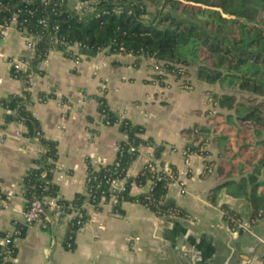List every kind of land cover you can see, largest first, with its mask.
I'll use <instances>...</instances> for the list:
<instances>
[{
	"label": "crops",
	"instance_id": "obj_1",
	"mask_svg": "<svg viewBox=\"0 0 264 264\" xmlns=\"http://www.w3.org/2000/svg\"><path fill=\"white\" fill-rule=\"evenodd\" d=\"M73 51L74 58L51 51L42 61V74L31 79L29 109L44 137L57 143L58 159L51 174V182L58 186L54 199L71 202L78 194L86 195L85 219L74 249H67L65 241L77 210L52 225L36 223L26 228L24 236L15 239L18 253L13 263L264 264V219L250 224V215L264 212L259 197L247 202L224 188L212 202L209 194L221 184L220 145L210 138L202 148L206 155L183 153L196 142V129L210 127L208 121L215 113H226L210 102L209 96L217 94L210 88L215 85L199 81L203 88L190 92V86L185 88L183 82L169 77L161 87L152 82L157 73L153 60L135 67V58L108 50L96 53L75 47ZM32 57L16 23L0 30V184L15 193L0 210V233H11L16 223H22L27 205L22 181L43 152L37 139L24 135L23 125L5 124L6 111L1 106L3 99L25 91L23 83L11 75L12 62ZM99 97L120 118L143 126V138L164 147L159 162L179 173L167 197L184 211L185 218L157 217L138 203L125 202L122 213H117L113 204L98 209L87 201L88 163L95 171L113 164L119 143L126 139L118 124H104ZM153 153L152 147L141 146L128 175L137 177ZM148 189L149 185L133 184L131 194ZM222 206L241 216L234 228L225 221Z\"/></svg>",
	"mask_w": 264,
	"mask_h": 264
},
{
	"label": "trees",
	"instance_id": "obj_2",
	"mask_svg": "<svg viewBox=\"0 0 264 264\" xmlns=\"http://www.w3.org/2000/svg\"><path fill=\"white\" fill-rule=\"evenodd\" d=\"M150 5L156 6L154 11L149 9ZM14 16L18 30L36 39L27 69H11L12 77L23 83L24 93L1 101L6 111L5 124H22L26 129L24 135L37 139L43 150L22 181L27 201L34 196L58 197V186L51 182L58 159L57 143L44 137L40 122L29 109L30 82L32 76L42 74L40 64L51 51L74 58L76 47L131 56L135 58V67L143 60H153L157 73L152 75V82L161 87L171 76L176 81L184 80L185 88L191 86L190 70L196 68L198 81L230 90L229 94H211L212 105L226 113H215L208 121L210 127L196 129L198 143L191 144L189 150L206 155L202 148L210 138L220 145L221 184L210 192L212 202L225 188L231 196L247 202L259 197L264 210V0H78L77 5L72 0H0L2 31L11 25ZM98 101L104 124H118L126 139L119 143L113 164L95 171L88 163L87 192L96 193L98 199L102 192L108 196L110 182L126 178V191L116 193L115 212L122 213V204L132 202L143 205L157 217L185 218L184 211L167 197L170 185L179 179L174 166L166 172L162 163L159 171H153L155 165L148 164L137 177L128 175L138 157L130 151L132 146L152 147L157 159L164 147L143 138L145 128L120 118L103 97ZM133 184L139 188L149 185V189L133 196ZM86 199V195L78 194L73 201L59 199L58 204L68 215L74 210L83 212ZM222 210L231 228L242 221L227 206H222ZM84 219L80 223L77 218L69 222L67 249H74V239ZM261 219L264 212L252 214L250 224L255 226ZM2 239L7 244L0 245V264H14L6 259L17 256L16 237L0 233ZM262 260L264 263V256Z\"/></svg>",
	"mask_w": 264,
	"mask_h": 264
},
{
	"label": "built area",
	"instance_id": "obj_3",
	"mask_svg": "<svg viewBox=\"0 0 264 264\" xmlns=\"http://www.w3.org/2000/svg\"><path fill=\"white\" fill-rule=\"evenodd\" d=\"M46 1V0H43ZM17 24V17L14 16L12 19V23ZM11 23V24H12ZM43 25H46V21H42ZM1 30V28H0ZM26 38L27 50L33 54L34 47L36 45V39L32 35H24ZM29 65L28 59L16 60L12 62V67L16 68L17 70H22L21 67H24L26 70ZM32 83V80L31 82ZM18 126H22V124L17 123ZM140 147L132 146L130 151L139 154ZM184 155L187 156L190 154L189 147L184 150ZM148 164H154L155 166L152 168L153 171H159L162 169V165L159 160L155 157L153 153L150 156ZM166 172H169L168 166H163ZM88 182L90 179L88 178ZM101 184L98 185V188ZM126 191V178L121 180H113L110 182L109 186V194L108 196L105 195V192L101 193L100 198H97L96 193H88V202H90L94 206H105L115 204L118 201V195L116 193H122ZM21 193L24 195L23 186L21 187ZM15 193L11 190H4L2 185L0 184V210L8 205ZM23 221L20 223L19 227H15L14 230L9 233L11 236L20 237L22 230L28 227L33 226L36 223H42L44 226L52 225L54 222L63 218L64 212L62 207L58 204V201L54 198L50 197H38L34 196L30 201H27L26 208L22 212ZM74 219H79V222L84 219V213L80 211H74ZM18 224V223H16ZM7 244V240L2 239L0 240V245L5 246ZM14 258L8 257L6 260L13 262Z\"/></svg>",
	"mask_w": 264,
	"mask_h": 264
},
{
	"label": "rangeland",
	"instance_id": "obj_4",
	"mask_svg": "<svg viewBox=\"0 0 264 264\" xmlns=\"http://www.w3.org/2000/svg\"><path fill=\"white\" fill-rule=\"evenodd\" d=\"M75 1H78V0H72V2H75ZM155 8H156V6H153V5H150L149 6V9L151 11H154ZM190 71H191V78H190V80H188V82H191L190 92H192L194 90H196V92H197V91L201 90V88H203V86H201L200 82L197 80V77H196V68H192ZM173 78H175V77H173ZM180 82L182 83V82H185V81L184 80H181ZM210 88H212V91L217 92L218 95L231 93L230 90H228L227 88L226 89H223L219 85H215V86L210 87Z\"/></svg>",
	"mask_w": 264,
	"mask_h": 264
}]
</instances>
